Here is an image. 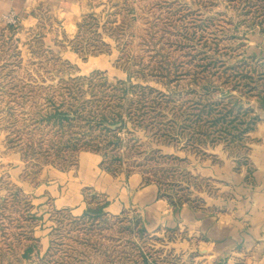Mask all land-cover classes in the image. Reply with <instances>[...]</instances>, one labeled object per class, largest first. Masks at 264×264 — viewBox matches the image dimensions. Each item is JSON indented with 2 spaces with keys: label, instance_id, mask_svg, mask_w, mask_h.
Segmentation results:
<instances>
[{
  "label": "rangeland",
  "instance_id": "rangeland-1",
  "mask_svg": "<svg viewBox=\"0 0 264 264\" xmlns=\"http://www.w3.org/2000/svg\"><path fill=\"white\" fill-rule=\"evenodd\" d=\"M39 9L0 25V264H264V0ZM183 206L228 245L158 222Z\"/></svg>",
  "mask_w": 264,
  "mask_h": 264
},
{
  "label": "crops",
  "instance_id": "crops-1",
  "mask_svg": "<svg viewBox=\"0 0 264 264\" xmlns=\"http://www.w3.org/2000/svg\"><path fill=\"white\" fill-rule=\"evenodd\" d=\"M81 1L83 0H0V25L2 23L1 18L6 13L14 12L21 19L32 13H43L39 9L42 4L52 5L54 10L51 13H77L76 8ZM39 180L37 190L36 188H29V191L34 193V195L51 194L56 199L55 202L58 209H74L79 204V173L76 175L74 172L62 173L51 170L41 173ZM131 181L133 182L134 192H132V195L134 199L143 198L139 201L140 203H143L144 198L150 199L152 195H156L157 191L153 187L138 188L141 183L138 177L131 178ZM93 186L95 185L93 184ZM156 206L160 208V205ZM157 220L158 222L167 221L172 228L182 227L191 233H197L203 238H207L209 244L215 249L219 247V249H222L231 241L230 234H214L220 230L218 228H223L222 225L216 222L213 225L214 221L210 223L207 218H204L203 213L189 206H183L171 214H166L164 217L159 215Z\"/></svg>",
  "mask_w": 264,
  "mask_h": 264
},
{
  "label": "built area",
  "instance_id": "built-area-1",
  "mask_svg": "<svg viewBox=\"0 0 264 264\" xmlns=\"http://www.w3.org/2000/svg\"><path fill=\"white\" fill-rule=\"evenodd\" d=\"M1 19L9 27L15 26L18 22L17 15L14 12L4 14Z\"/></svg>",
  "mask_w": 264,
  "mask_h": 264
}]
</instances>
